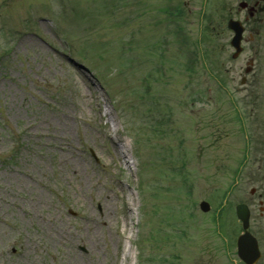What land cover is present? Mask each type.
I'll use <instances>...</instances> for the list:
<instances>
[{
	"label": "rangeland",
	"instance_id": "374dc122",
	"mask_svg": "<svg viewBox=\"0 0 264 264\" xmlns=\"http://www.w3.org/2000/svg\"><path fill=\"white\" fill-rule=\"evenodd\" d=\"M218 2L0 0V264H243L241 202L264 264V21L234 57Z\"/></svg>",
	"mask_w": 264,
	"mask_h": 264
},
{
	"label": "flooded vegetation",
	"instance_id": "af4514ba",
	"mask_svg": "<svg viewBox=\"0 0 264 264\" xmlns=\"http://www.w3.org/2000/svg\"><path fill=\"white\" fill-rule=\"evenodd\" d=\"M234 2L235 5H232ZM219 6L225 7L229 10V18L227 26L231 19L239 20L243 27L242 35V52L244 51L243 43L253 41L255 38V33H259L258 25L264 21V0H219ZM235 10V11H234ZM228 29L232 31L229 26ZM234 32L232 31V37ZM231 37V39H232ZM231 41V40H230ZM241 52V53H242ZM240 53V54H241ZM239 54V55H240ZM251 63L254 62V59L250 60ZM250 70V67L247 68V71ZM243 81L247 80L246 76L242 77Z\"/></svg>",
	"mask_w": 264,
	"mask_h": 264
},
{
	"label": "water",
	"instance_id": "95a60500",
	"mask_svg": "<svg viewBox=\"0 0 264 264\" xmlns=\"http://www.w3.org/2000/svg\"><path fill=\"white\" fill-rule=\"evenodd\" d=\"M230 26L236 30V35L234 36L232 43L236 47L235 56H237L242 47H241V38H242V26L237 21H230ZM201 207L204 210L210 209V204L206 201L201 203ZM237 215L240 220H242L243 228L245 232L241 234L238 238V252L239 255L247 264H255L261 256L259 250L257 239L248 231L250 226V209L248 205L241 203L237 205Z\"/></svg>",
	"mask_w": 264,
	"mask_h": 264
},
{
	"label": "trees",
	"instance_id": "16d2710c",
	"mask_svg": "<svg viewBox=\"0 0 264 264\" xmlns=\"http://www.w3.org/2000/svg\"><path fill=\"white\" fill-rule=\"evenodd\" d=\"M219 225H220V223H221V221H222V216H221V213L219 214Z\"/></svg>",
	"mask_w": 264,
	"mask_h": 264
}]
</instances>
